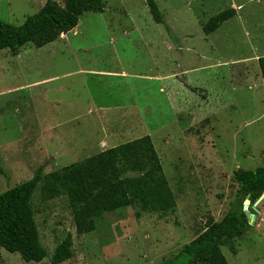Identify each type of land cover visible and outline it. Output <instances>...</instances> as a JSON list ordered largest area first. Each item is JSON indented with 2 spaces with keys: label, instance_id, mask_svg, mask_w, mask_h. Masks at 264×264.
Here are the masks:
<instances>
[{
  "label": "rangeland",
  "instance_id": "rangeland-1",
  "mask_svg": "<svg viewBox=\"0 0 264 264\" xmlns=\"http://www.w3.org/2000/svg\"><path fill=\"white\" fill-rule=\"evenodd\" d=\"M154 1L173 38L146 0H106L102 12L84 13L52 43L0 50V193L40 166L48 173L150 136L175 210L138 218L137 205L120 208L77 235L67 198L43 200L38 185L31 206L47 256L28 263L1 249L0 264H50L67 233L73 257L61 264L161 262L226 214L237 168L264 167V80L255 60L264 56V0ZM45 2L0 0V21L19 26ZM231 7L233 18L202 32ZM258 222L236 255L221 247L228 264H264Z\"/></svg>",
  "mask_w": 264,
  "mask_h": 264
},
{
  "label": "trees",
  "instance_id": "trees-1",
  "mask_svg": "<svg viewBox=\"0 0 264 264\" xmlns=\"http://www.w3.org/2000/svg\"><path fill=\"white\" fill-rule=\"evenodd\" d=\"M106 0H65L62 4L46 0L40 10L25 18L19 26L0 21V50L16 54L26 44L43 47L75 28L87 12H102ZM149 13L157 24H165L172 38L174 33L166 23L154 0H146ZM236 15L228 8L211 16L202 24L209 35ZM264 80V56L257 59ZM0 174H4L0 169ZM238 189L226 214L219 220H207L203 228L178 253L155 264H228L221 252L226 247L233 255L237 242L251 228L242 211L249 196L253 204L264 192V167L255 170L237 168L233 173ZM39 187L43 200L60 196L67 198L77 235L96 229V221L117 209L137 205L135 212L166 214L176 208L173 193L150 136L102 150L81 161L45 173L40 166L33 176L0 193V250L17 253L25 262L40 263L47 251L40 242L31 206L33 193ZM73 239L67 233L55 247L50 264H61L73 257Z\"/></svg>",
  "mask_w": 264,
  "mask_h": 264
},
{
  "label": "water",
  "instance_id": "water-1",
  "mask_svg": "<svg viewBox=\"0 0 264 264\" xmlns=\"http://www.w3.org/2000/svg\"><path fill=\"white\" fill-rule=\"evenodd\" d=\"M264 192L260 195V197L251 205L249 200V196L247 195L245 200L243 201L242 211L244 212L245 217L247 218L248 224H253V222L257 219L256 213L258 210L256 206L263 200ZM254 210L255 212H252Z\"/></svg>",
  "mask_w": 264,
  "mask_h": 264
},
{
  "label": "crops",
  "instance_id": "crops-1",
  "mask_svg": "<svg viewBox=\"0 0 264 264\" xmlns=\"http://www.w3.org/2000/svg\"><path fill=\"white\" fill-rule=\"evenodd\" d=\"M239 7H240V6H237V7H236V10H238ZM62 36H63V34H62L60 37H62ZM257 59H258V57H257ZM257 59H255V60L257 61ZM95 107H96L95 105H93V104L91 105V109H92V108H95ZM97 109H99V107H97ZM89 111H90V110H88V112H89ZM46 129H47L48 131H50V130H54L55 128H54L52 125H47V126H46ZM108 135H109V134H108ZM263 200H264V198H263ZM263 200H262V201H263ZM256 209L258 210V212H257V219H256V220L259 221L257 225H260L261 223L264 222V209H263V210H260V209H259V206H258V208H256ZM251 211H252V212H255L254 210H251ZM258 216H259V217H258ZM256 227H257V226H255V229H256Z\"/></svg>",
  "mask_w": 264,
  "mask_h": 264
}]
</instances>
